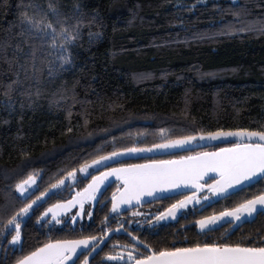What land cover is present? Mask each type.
<instances>
[{
    "label": "trees",
    "instance_id": "obj_1",
    "mask_svg": "<svg viewBox=\"0 0 264 264\" xmlns=\"http://www.w3.org/2000/svg\"><path fill=\"white\" fill-rule=\"evenodd\" d=\"M25 14L38 23L31 32H22ZM221 130L264 131V0H0V264L106 228L108 205L40 219L48 206L78 202L52 200L71 186L66 179L53 192L69 172L130 147ZM29 176L23 198L16 185ZM49 194L34 217H18V257L6 260L8 220ZM228 238L264 240V216Z\"/></svg>",
    "mask_w": 264,
    "mask_h": 264
},
{
    "label": "snow or ice",
    "instance_id": "obj_2",
    "mask_svg": "<svg viewBox=\"0 0 264 264\" xmlns=\"http://www.w3.org/2000/svg\"><path fill=\"white\" fill-rule=\"evenodd\" d=\"M21 25L22 32H31L38 27V23L26 14L21 17ZM47 27L51 28L52 25L49 24ZM58 58L62 60L63 64L71 63L68 56L61 55ZM161 135H164V130H161ZM229 138H236V142L231 147L220 148L217 152L182 156L179 160H153L151 163L132 164L126 168L112 169L110 172L102 173L99 177H93L92 184H89L84 192L97 191L104 180L115 175L117 179L123 180L125 193L128 194L127 199L122 202L131 203L135 199L139 203L141 196H153L157 191L164 192L169 188L190 186L201 190L203 185L197 181L210 172L219 176L215 184L208 185L209 190L215 195L225 194L228 189L241 185L245 181H251L254 177L264 178V131L247 130H221L210 132L207 135H187L177 139H167L165 142L154 144L152 147H130L122 152H113L110 156H101L99 160L84 165L79 171L87 173L89 168H94L105 161L123 155L151 153L156 150L186 149L197 140L219 141L228 140ZM66 179L74 181L76 171L69 172L65 179L60 180L52 187L60 188L64 186ZM34 182V177L29 176L28 179L16 185V191L23 196ZM81 195L82 193H77V196ZM115 199L114 196L113 200L115 201ZM191 199V197L188 198V200ZM196 202L199 203V200ZM32 203L35 204L36 201ZM75 204L76 200L73 199L67 205H56V207H73ZM185 206L186 201H180L178 205H173L167 214H162L157 219H165L167 216H173L174 218L175 209ZM257 206L264 207V194L247 200L230 211H223L219 216L207 217L197 223L200 229L204 230L209 226L216 225L218 221L225 218H233L235 221L248 220L253 216V213L258 211ZM82 207L83 204L81 203ZM118 207L119 205L114 202L112 210L116 211ZM31 208L32 204L27 205L8 220L7 224L14 226L11 231L15 232V235L9 241L11 245L21 243V224L18 222V217L27 215ZM50 211L52 210L49 209ZM47 215L48 213L45 212L40 219L43 220ZM53 219L55 220V215H53ZM56 223H60V221L56 220ZM89 243V240L49 243L31 252L30 255L24 256L17 264H66L76 254L78 248L81 246L87 248ZM129 258H133L131 253H129ZM108 259H116V257H108ZM84 264H88L87 260ZM136 264H264V246L205 243L202 246L176 247L171 250L154 252L143 259H137Z\"/></svg>",
    "mask_w": 264,
    "mask_h": 264
},
{
    "label": "flooded vegetation",
    "instance_id": "obj_3",
    "mask_svg": "<svg viewBox=\"0 0 264 264\" xmlns=\"http://www.w3.org/2000/svg\"><path fill=\"white\" fill-rule=\"evenodd\" d=\"M231 146L232 144L226 146L222 145L218 149H213V147L201 145V147L188 152L176 153L169 156H159L150 159H144L148 158L145 157L146 155H136L137 157L134 155L129 158L123 157L121 160L112 159L108 163L103 162L101 165L89 168L87 173L77 174L76 179L74 180L76 183L74 184L73 180L70 179V182H72L71 186H67L65 190L57 193L52 200L61 199V202L65 204L66 201H64V199L76 196L78 200L76 203V213H82L85 206L88 204L93 206V211L97 208L102 209L108 205L110 207V212L105 219L108 224L106 225V228H96V226L93 225L94 228L91 229L90 236L77 239H57L48 242L47 244L57 241L91 240V247L85 249L74 264H84L85 260H87L88 264H136L137 259H143L154 252L183 247L185 240H188L191 246H202L205 243L231 245L230 239L228 238L231 232H234V230L238 228L241 229L248 224L240 226V228L238 227V224H228V218H225L218 221L216 225L201 230L197 222L207 217L219 216L223 211H230L238 207L242 204V202H239L240 198L245 197L247 192H250L251 189L264 182V179L250 188L239 191L227 198H221L223 194L215 195L208 188V185L213 184L219 177L211 178L210 174H208L207 177L198 181L199 184L203 185L201 190L146 204L142 207L124 212H121L118 209L116 211L112 210L113 197H116L124 187L123 180L117 179L115 175L109 176L104 180L103 183L99 185L97 191L93 192L92 190H89L87 193L84 192L89 184H92L93 177H99L102 173L110 172L112 169L126 168L132 164L151 163L153 160H179L182 156H195L203 152H217L220 148ZM204 176H206V174ZM67 182L68 181L65 183ZM56 191V188L53 189V192ZM66 191L68 195L64 196ZM259 191H262L260 192L261 194H258ZM77 193H82V195L77 196ZM251 194L256 198L257 196L264 194V188L258 190L253 189ZM49 197L50 194L46 198V201L34 197L29 203L32 204V208L29 209L28 214L24 215L21 221H24L27 217L28 219L34 217L35 214L38 213L39 207L48 202L50 199ZM189 197L192 199L188 200ZM205 197H207V199H205ZM197 200H199V203L196 202ZM33 201H36V203L33 204ZM180 201H186V206L183 208H176L174 211V218L173 216H167L165 219H157V217L162 214H167L168 210L171 209L173 205H178ZM81 203L83 204L82 208ZM49 209L52 211L49 212ZM55 209H57V207L54 205L46 207L42 216H44L45 212H47L48 215L44 217V219L49 216L53 217ZM58 209L59 213H61L60 208ZM69 209V211H73L74 207ZM56 216L58 215H55V217ZM260 216H264V214L258 215L255 220ZM106 239V243L99 247V245ZM164 241L168 242L167 248H164ZM243 245L264 246V240H256L254 242L244 243ZM17 246L18 244L14 245L13 249L6 247L5 253L9 255L6 260H12L18 257L17 255L19 252H16L18 249ZM129 253H131L133 257L132 259L129 258ZM108 257H116V259H108ZM17 262L14 264H17Z\"/></svg>",
    "mask_w": 264,
    "mask_h": 264
},
{
    "label": "water",
    "instance_id": "obj_4",
    "mask_svg": "<svg viewBox=\"0 0 264 264\" xmlns=\"http://www.w3.org/2000/svg\"><path fill=\"white\" fill-rule=\"evenodd\" d=\"M234 142H236V138H229L228 140H219V141H211V140L200 141V140H197L196 142H194L191 145H189L186 149H171V150H167V151L156 150V151H153L151 153H145L144 155H146L145 157H159V156H165V155L169 156V155H173V154H176V153L191 151L193 149L201 147V145H203V146L205 145V146H208V147H214V146H217V145L226 146V145H231ZM120 157H124L125 158L124 155L120 156ZM117 158H119V157H116V158H113V159H117ZM208 174H210L211 178L219 177L218 174L210 172V173H207L206 176H203V178L207 177ZM262 179H264V178L254 177L251 181H245L241 185H236L235 187L228 189L227 193L223 194V196H221V198H227L230 195L238 193L239 191H242L244 189L250 188V187L254 186L255 184H257L258 182H260ZM215 183H216V181L213 184H215ZM196 191H198V190L193 188V187L181 186L179 188H169L167 191H164V192L157 191L153 196H147V195L141 196L139 203H137L135 199H133L131 201V203H123L122 201L124 199H127V195H128L127 193H125V189L123 187L122 191L120 193H118L117 196L115 197L116 198L115 201L113 200V203L114 202L117 203L119 205L118 210L121 211V212H124V211H127V210H132V209H135V208L142 207V206H144L146 204L162 201V200H165V199L177 197V196L188 194V193H193V192H196ZM257 207H258V211L256 213H253V216L251 218H249L248 220L242 219L241 221H235L233 218H228L227 219V223L228 224H230V223L238 224V227L243 226L245 224L252 223L258 215L264 213V207H261V206H257ZM79 241H81V240H79ZM89 241H90V243H89L87 248L91 247V245H92L91 240H89ZM106 241H107V239L104 240L99 245V247L103 246L106 243ZM87 248H84L83 246L78 248L76 250V254L73 255L72 259L68 260L66 262V264H74V262L80 256V254Z\"/></svg>",
    "mask_w": 264,
    "mask_h": 264
},
{
    "label": "rangeland",
    "instance_id": "obj_5",
    "mask_svg": "<svg viewBox=\"0 0 264 264\" xmlns=\"http://www.w3.org/2000/svg\"><path fill=\"white\" fill-rule=\"evenodd\" d=\"M145 153H142V154H136V155H144ZM135 155V156H136ZM124 156H129V157H133V155H124ZM137 157V156H136ZM123 157H119V158H117L118 160H121ZM125 158H127V157H125ZM117 159H115V160H117ZM114 160V159H113ZM109 161H105V163H108ZM33 185H34V183H32L31 184V187H29L28 188V191L23 195V196H21L20 195V193H19V195L21 196V197H26L32 190H33ZM27 187V186H26Z\"/></svg>",
    "mask_w": 264,
    "mask_h": 264
}]
</instances>
